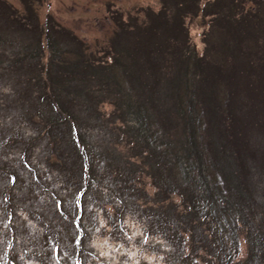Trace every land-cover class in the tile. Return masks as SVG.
Instances as JSON below:
<instances>
[{
  "label": "trees",
  "instance_id": "1",
  "mask_svg": "<svg viewBox=\"0 0 264 264\" xmlns=\"http://www.w3.org/2000/svg\"><path fill=\"white\" fill-rule=\"evenodd\" d=\"M150 20L156 22L157 18L152 15ZM171 23L174 25L171 26ZM171 23L163 15L156 22L155 40L151 46H158L154 52L147 42L140 48L134 43L126 48L118 43V48L114 50L118 54L113 58L114 64L106 63L105 67L93 61L88 64L92 69L98 66L106 68L107 72L101 79L103 82L100 81L98 87L100 91H97L104 92L107 83L123 92L116 74L117 69H121L122 75L131 80L134 87L138 82L145 94L136 106L122 100L116 104V116L121 123L110 115L108 118L100 117L101 114L95 111L99 141L106 148L105 152H100L104 160L102 164L95 163L97 152L87 149L82 143V132L74 123L70 103L66 102L65 106L57 96V99L50 100L53 102L51 105L42 88L35 91L23 85L12 90L11 97L17 109L5 118L0 116V264H34L26 262L30 256L38 259L35 264H89L97 258L89 241L92 230L98 224V216L91 220L90 214L94 213H88L90 210H97L98 214L101 209L107 218V225L101 226V232L108 227L109 234L127 242L122 221L118 219H123L127 211L135 212L141 207L138 200L147 193L137 183L140 174L145 172L157 188L152 192L151 199L177 191L183 201L186 200L184 212H173L168 207L170 204L162 203L154 208L158 214L151 212L146 215V219L153 218V222L160 225H151L159 232L150 233L161 237L162 243L148 241V237L145 242L157 247L168 264L188 262L197 256L199 249L207 250L199 254L206 264H244L235 259L238 255V248H234L236 231L240 223L248 222L243 211L250 215L249 211L253 209L250 201L256 186L251 175L262 166L260 154L263 150L248 146L242 136L234 142L238 132V129L231 130L236 120L235 109L226 111L225 105L218 102L215 85H198L197 66L190 58V50L182 54L177 63L178 72H173L169 60L164 59L159 48V45H165L172 36L174 26L179 24L176 20ZM135 26L141 28L138 24ZM243 37L225 46L228 42L223 41V53L238 46ZM211 61L216 64H210ZM163 63L169 68L164 70ZM207 65L213 69L221 67L214 56L207 61ZM236 66L235 62L230 68ZM51 68L48 64L47 72ZM200 69H203L201 62ZM61 70L64 75H58L68 88L79 92L78 98L83 102L90 87L86 91L84 87L68 82L71 76L69 70ZM139 74L142 77L145 74L152 81H140ZM32 80L40 85L39 78L32 77ZM26 94L29 98L24 97ZM0 97V111H3L7 107V93L0 94ZM206 100H213V104ZM201 103L207 104L211 111L209 122L219 127L220 131H213L215 129L208 126L207 118L204 120L206 128L201 125L202 113L197 110ZM130 108L134 109L135 119L124 115ZM219 112L220 119L215 114ZM153 122L158 124L156 131L151 127ZM171 124L175 126L172 134L169 130ZM43 127H46L44 131ZM70 130L74 140H68L69 149L65 152L60 145L63 152L60 153V160L56 161L47 149L56 152L55 149L67 138ZM158 134H162L161 139ZM122 137L129 143L126 154L118 148ZM36 142L44 147L39 154L45 163L42 169L36 163H40L37 151L35 153L32 148ZM161 144L173 146L174 152L169 153L161 148ZM208 144L212 147L216 175L206 169L204 162L203 152ZM4 154L8 155V161ZM137 154L139 159L135 157ZM11 159L14 162L10 163ZM141 163L143 165H139ZM176 164L184 172V185L170 179ZM22 175L27 176V182L18 189L17 179ZM39 183H45L50 191L60 193L65 209L73 204L75 217L72 214L60 216L56 209L48 211L51 196L49 191L38 187ZM14 189H17L15 196ZM74 194L76 198H73ZM100 195L104 198L99 202ZM146 207L153 209L152 205ZM54 217L65 228H55L57 225H52L49 220ZM66 229L71 232L67 234L69 247L65 248L62 247V239ZM248 233L253 244V259L249 264H264L263 232L253 229ZM41 236L44 246L37 241V237L41 239Z\"/></svg>",
  "mask_w": 264,
  "mask_h": 264
},
{
  "label": "rangeland",
  "instance_id": "2",
  "mask_svg": "<svg viewBox=\"0 0 264 264\" xmlns=\"http://www.w3.org/2000/svg\"><path fill=\"white\" fill-rule=\"evenodd\" d=\"M152 15L157 21L163 15L169 24L172 20L179 22L180 26H174L172 36H169L165 45H159L164 59L169 60L173 72H178L177 63L181 60L182 54L190 50V58L197 66L195 73L198 85L204 83L215 85L218 102L225 105L226 111L235 109L236 120L232 123L231 130L238 129V132L234 142H238V138L242 136L249 143L248 146L263 150L260 154L262 166L251 175L256 186L254 197L250 201L254 206L249 211L250 215L243 211L248 222L238 225L237 243L234 247L238 248L235 259L249 264L253 259L251 257L253 244L250 243L248 231L254 229L263 232L264 235V0H0V94L7 93L5 100L7 107L0 111V116L5 118L17 109L11 97L15 87L22 88L23 85L26 87L28 85L35 91L42 88L51 105L53 102L50 100L57 99V96L65 106L66 102L70 103L69 108L73 113L74 123L82 132V143L87 149H94L97 152L95 163L102 164L104 160L100 152H105L106 148L99 141L95 111L101 114L100 117L108 118L110 115L121 123V119H117L116 116V104L122 100L136 106L145 96L140 84L136 82L134 87L131 80L122 75L121 69H117L116 74L118 83L124 91L119 92L114 85L106 83L104 92H99L100 81L107 72L103 67L106 63L114 64L113 58L118 57L114 51L115 47L118 48V43L125 48L134 43L140 48L144 42H147L148 47L154 52V48L158 45L153 47L151 45L155 40L157 21L150 20ZM137 24L141 28L135 26ZM170 25L173 26L174 23ZM159 31L160 29L157 32ZM242 36L244 37L238 46L223 53L221 50L223 41L228 42L224 44L225 46ZM213 56L221 67L215 69L208 67L207 61L212 60ZM92 61L98 62L103 67L92 69L88 66ZM200 62L203 66L202 70ZM235 62L238 66L230 68ZM48 64L52 68L47 72ZM210 64L216 63L211 61ZM163 66L164 70L169 68L164 63ZM62 68L68 69L71 76L74 75V77L70 76L68 82L78 84L86 91L90 87V92L86 93L83 102L78 98L79 92L68 88L58 75H64ZM32 77L39 78L40 85L36 83L37 81L34 82ZM138 77L140 81H152V79L148 80L145 74L143 77L139 74ZM24 97L29 98L27 94ZM206 102L213 104V100ZM227 104L231 107L229 108ZM197 110L202 113L200 123L204 128H206L204 120L207 118L208 126L214 128L213 131H220L219 127L212 126L209 122L211 111L208 110L207 104H198ZM127 112L124 114L126 117L136 118L133 108ZM215 114L219 119L221 118L220 112ZM71 124L72 121L69 122V125ZM151 127L156 131L158 124L153 122ZM45 129L46 127H43L42 131ZM169 130L171 134L174 133L175 126L171 124ZM208 131L212 132V129ZM158 137L161 139L162 134H158ZM69 139L74 140L71 130L67 138L59 143V148L55 149L58 154L53 149H47L56 161L60 160L61 152L69 149ZM60 145L64 148L63 151ZM128 145L127 139L122 137L118 148L126 154ZM32 148L35 153L37 151L40 163H36L42 169L45 163L39 154L44 151V147L36 142ZM161 148L169 153H173L175 149L165 144H161ZM5 155L8 161V155ZM203 155L206 169L212 175H216L217 170L212 163L211 145H206ZM138 156L140 155H135L137 159ZM10 161V163L14 162L12 159ZM171 177V181L173 179L176 184L182 182L184 185V172L177 164L172 169ZM26 182L27 176H20L17 179L18 189H21ZM137 184L147 193L138 200L141 207L135 212L127 211L123 219H118L122 221V228L125 236L128 237L127 242L109 234L108 227L101 232V226L107 225V218L101 209L98 214L97 210L88 211L95 214H90L91 220L98 216V224L92 230L89 241L90 248L93 249L91 251L97 258L89 264H168L163 253L157 251V247L145 242L148 237V241L162 243L161 237L151 234L159 230L157 227L151 228V225L156 223L153 222V218L146 219V215L151 212L158 214L154 208L162 203L170 204L168 207L173 212H184L186 200L183 201L177 191L163 194L162 198L156 200L151 199L152 192L157 188L151 183L147 172L140 174ZM38 187L50 193L51 204L47 206L48 211L56 209L60 216L64 217L67 214L74 216L75 206L72 204V207L65 209L60 193L50 191L45 183H39ZM13 191L15 196L17 189ZM74 197L76 198L75 194ZM103 198L104 195H100L98 201ZM150 205L153 209L146 207ZM49 220L52 225H57L55 228H65L58 218ZM66 230L62 239V247L65 248L69 247L67 234L71 232ZM37 241L44 246L45 241L42 240V236L41 239L37 237ZM205 251L207 250L199 249L197 256L192 260L188 262L184 260L180 264H206L199 255L204 254ZM26 260L34 264L38 261L31 256Z\"/></svg>",
  "mask_w": 264,
  "mask_h": 264
}]
</instances>
